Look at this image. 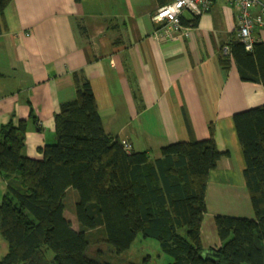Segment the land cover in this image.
<instances>
[{
    "label": "trees",
    "instance_id": "trees-1",
    "mask_svg": "<svg viewBox=\"0 0 264 264\" xmlns=\"http://www.w3.org/2000/svg\"><path fill=\"white\" fill-rule=\"evenodd\" d=\"M10 1L0 0V35ZM191 15L180 18L182 27L196 25L199 14ZM219 58L225 71L233 60L242 81L264 88V41L246 50L234 40ZM73 80L75 97L60 103L54 139L40 157L26 154L23 119L0 124V236L7 244L0 264H151L146 247L141 261L138 252L128 260L138 238L157 240L170 260L163 264H264V104L232 116L253 216L217 214L221 244L205 248L209 173L229 155L217 148L213 124L208 138L166 144L155 158L127 150L104 130L88 80L77 73ZM70 190L76 228L65 216Z\"/></svg>",
    "mask_w": 264,
    "mask_h": 264
},
{
    "label": "crops",
    "instance_id": "crops-1",
    "mask_svg": "<svg viewBox=\"0 0 264 264\" xmlns=\"http://www.w3.org/2000/svg\"><path fill=\"white\" fill-rule=\"evenodd\" d=\"M158 7L156 0H11L0 35V124L23 119L26 154L40 157L60 103L75 97L73 73L88 80L104 130L132 150L155 158L166 144L208 138L213 124L217 148L229 155L209 173L201 242L218 247L214 217L231 214L226 194L246 189L232 116L263 105L264 88L242 81L233 60L227 71L220 64L237 40L233 3L214 0L175 39L156 35ZM253 36L264 41V24Z\"/></svg>",
    "mask_w": 264,
    "mask_h": 264
},
{
    "label": "built area",
    "instance_id": "built-area-1",
    "mask_svg": "<svg viewBox=\"0 0 264 264\" xmlns=\"http://www.w3.org/2000/svg\"><path fill=\"white\" fill-rule=\"evenodd\" d=\"M214 0H172L171 2L158 7L151 16V20L158 26L156 35L165 39H175L181 30H187L182 27L180 18L183 14H200L208 10ZM238 9V22L236 26V38L245 47L251 50L253 43L257 41L253 36L255 26L264 24V2L261 0H229ZM258 7L260 14L253 15L252 9ZM228 51V47L223 49V53ZM125 149H131L128 142H124Z\"/></svg>",
    "mask_w": 264,
    "mask_h": 264
},
{
    "label": "rangeland",
    "instance_id": "rangeland-1",
    "mask_svg": "<svg viewBox=\"0 0 264 264\" xmlns=\"http://www.w3.org/2000/svg\"><path fill=\"white\" fill-rule=\"evenodd\" d=\"M215 185H218V184H215ZM244 191H245L244 194L238 193L237 195H233L229 193L225 195V199L223 202L226 208H224V210L227 211L228 213H231V214H226V215L235 216L236 214L238 216L240 215V217H247V218L253 216V210L251 207L249 197L246 196L247 195L246 189H244ZM5 192H6L5 184L0 178V201H1L2 195ZM241 194L244 195V198H242ZM66 200H67L66 201L67 209L65 212V216L71 222L72 226L76 228L77 222H76L74 212H73L75 197L71 191L68 192ZM248 213H251L250 216H247ZM144 241L146 242H142V239L140 238L136 240L130 256L134 255L135 252H138L139 260L141 261L144 255H146V254L142 255V253L144 252V249L142 247L146 244V250L149 251L151 254V260H150L151 264H158V263L163 264L169 261V257L160 251V248H159V245L156 239L146 238V240ZM6 250H7V244L0 236V258L2 257L3 254H5ZM126 256L128 257V254Z\"/></svg>",
    "mask_w": 264,
    "mask_h": 264
}]
</instances>
